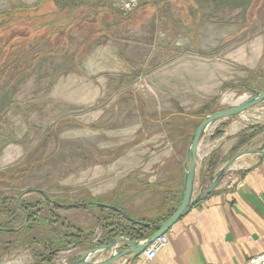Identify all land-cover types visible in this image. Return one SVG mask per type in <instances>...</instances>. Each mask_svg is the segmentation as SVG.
Masks as SVG:
<instances>
[{"label": "crops", "instance_id": "0c3cea01", "mask_svg": "<svg viewBox=\"0 0 264 264\" xmlns=\"http://www.w3.org/2000/svg\"><path fill=\"white\" fill-rule=\"evenodd\" d=\"M39 1L0 0V13L35 6ZM67 1L74 4L85 0ZM160 1L165 2L160 10L165 16V27H169L167 16L171 14L198 16V21L207 23L206 27L199 25L191 34L196 53L184 54L189 45L186 40L174 43L162 40L161 46L166 49H161L158 55L152 53L150 43L140 45L112 40L85 59L84 74L59 79L51 90V104L79 108L80 115L88 119V109L98 106L101 95L115 89L116 78L126 73L135 74L131 66H135L138 59H142L145 70L143 91L148 97L141 110L144 122L138 126L183 127L182 114L195 116L216 99L225 86L246 82L253 90L264 92V30L255 35L259 30L258 17L252 24L256 32L250 39L246 32L247 18L232 25L231 21L222 20L210 24L211 20L204 17L228 13L259 15L257 5H250L247 0ZM113 5L121 9L123 4ZM95 76L98 79H93ZM96 114L101 113L96 110ZM184 140V134L176 130L154 133L146 143L151 150L157 147L161 150L148 155L145 164L137 166L140 157L136 151H130L120 157L122 160L119 158L117 166L114 163L111 167H98L91 175L81 174L76 182L96 178L95 192L90 190L92 196L108 197L104 204L121 210L136 222L162 224L168 211L174 207L177 210L184 195L183 166L188 149ZM245 150H264V103L240 116L223 119L208 130L198 148L196 193L208 189L227 161ZM20 157H23L22 152L5 149L0 166ZM148 174L155 179L149 180L152 185L141 184ZM162 175L166 177L157 180L156 177ZM98 208L95 213L91 208L63 209L64 217L58 212L62 219L89 231L91 242L56 253L55 261L61 263L67 259L71 263L92 245L107 244L121 236L136 241L139 238L135 235L146 239L154 233L153 229L124 218L115 209ZM163 236L168 238L167 246L160 248L154 259L147 258V249L113 264H245L264 252V156L247 155L237 161L219 185ZM121 250L124 248L119 245L118 251ZM105 257L99 253L94 260Z\"/></svg>", "mask_w": 264, "mask_h": 264}, {"label": "rangeland", "instance_id": "374dc122", "mask_svg": "<svg viewBox=\"0 0 264 264\" xmlns=\"http://www.w3.org/2000/svg\"><path fill=\"white\" fill-rule=\"evenodd\" d=\"M90 1L93 4L107 3L114 6L113 4L122 5L129 0ZM146 1L157 0H138V3L142 4ZM247 2L252 6L257 5L259 7V15L252 16L248 13L247 16H241V14L228 13L204 17L211 20L210 24L222 20L223 22L231 21L232 25H236L240 19L245 20L247 18L249 27L246 29L247 37L248 39L253 38L256 31L252 24L257 17L259 19V30L255 35L262 33L264 30V0H247ZM157 10L146 7L136 11L133 16L137 18L127 24L126 28L128 30L122 33V38L118 40L140 45H149L150 43L153 48L152 53L156 55L160 53L161 49H166L161 46L162 40L167 39L172 43L186 40L189 41V45L188 48L184 46L186 48L184 54L196 53L197 48L194 46L195 43L191 34L199 25L206 27L207 23L198 21V18H200L198 16L171 14L167 16L169 27H165V16L160 10ZM242 34H245V32L243 31ZM232 40L233 44L235 42L234 37ZM83 41L84 35L78 34L67 43L65 49H61L59 53L56 51L50 56H45L42 58L43 62L40 63L38 69L21 74L8 86L15 87V90L14 93L9 95L0 111V162L5 149L15 150L16 153L22 152L23 157L16 158L6 166H0L1 196L18 199L20 194L27 190L39 189L46 192L50 198L55 199L56 197V199L65 203L84 201L87 194L92 196L93 192H90V190L95 192L97 182L96 178H92L93 176H89L92 178L90 180L76 182L80 179L81 174L87 175L90 173L91 175L96 171V168L111 167L114 163L117 166L119 158L127 156L130 151H136L140 157L137 166L145 164L148 155L161 150V147L151 150L150 145L146 143L154 133L163 130L167 132L176 130L179 134H184L185 148L188 147L194 128L138 126L139 123L144 122L141 119V110L144 109V100L148 98L143 91L145 70L143 69L142 59H138L135 66H131V68H135V74L131 71L132 74L126 73L115 79L116 82L113 86L115 89H111L110 94L101 95L98 106L88 109V119L80 115L79 108L51 104V90L60 78L70 74H84L83 64L89 55L80 56L76 62L73 61V56L77 54ZM52 48L50 41L36 40L28 47V50L14 52L13 55H19L13 61H18L16 65H19L20 61H27L37 51L49 52ZM97 48H93L90 55ZM136 54L139 56V53ZM12 76L13 72H10L3 80L0 77V87L3 88ZM96 78L98 79V76L93 77V79ZM244 84L247 83L238 85ZM119 86L125 90L121 91ZM245 91V88L236 85L234 88L223 87L221 94L207 104L205 108L217 99L219 107L228 108L242 97L251 95V93ZM1 96L3 95L1 94ZM96 110L101 114L97 115ZM133 115L136 118H129ZM154 117L155 114H153ZM134 122L137 124L136 126L127 125L134 124ZM145 152L147 153L145 154ZM125 161L128 162V158H125ZM165 177L166 175H162L156 178L157 180L160 178L163 180ZM142 180L141 184L147 186L152 185L149 180L155 179L152 178L151 174H148ZM92 197L100 203H104L108 199L106 196L104 198L102 196ZM22 200L25 202L46 201L37 193H31L23 197ZM98 209V207L91 208L93 213ZM41 210H43L41 212L42 216H50L46 204H42ZM61 210L55 211L58 217V212L64 217V210ZM21 225L22 221L18 219L11 220V227L20 228ZM75 225L79 226L78 224ZM13 238L15 236L13 237L10 233L6 234L2 238V243H0V259L7 264H70L67 259H63L60 263L51 258L47 247L43 244L51 237L42 226L36 227L19 243H16Z\"/></svg>", "mask_w": 264, "mask_h": 264}, {"label": "trees", "instance_id": "16d2710c", "mask_svg": "<svg viewBox=\"0 0 264 264\" xmlns=\"http://www.w3.org/2000/svg\"><path fill=\"white\" fill-rule=\"evenodd\" d=\"M177 0H171L176 2ZM188 3V2H187ZM165 2L146 1L139 4L131 11H124L112 5L93 4L89 0L82 3L69 4L67 0H40L35 6H21L10 11L0 13V77L3 80L8 73L13 72V76L7 84L0 87V111L4 102L9 95L14 93L15 87L10 83L23 73L38 69L40 63L43 62L45 56H50L53 52L59 53L61 49H65L67 43L75 38L78 34L84 35V41L77 54L73 56L76 62L78 57L90 55L93 48L110 41L122 38V33L126 30L127 24L136 19L133 14L146 7L161 10ZM157 10V11H158ZM36 40H48L53 46L52 50L47 52L44 50L37 51L33 56L16 65L18 61H13L17 55L14 52L26 51L28 47L36 42ZM26 77V76H25ZM245 88V92H254L250 84L236 85ZM235 87V85L225 86ZM215 100L211 105L201 113L195 116L182 114L184 126L181 129L196 128L209 114H213L222 110ZM205 114V115H202ZM180 116V117H181ZM194 117V118H193ZM192 122L191 126L187 125ZM194 133V132H193ZM192 133V134H193ZM192 136V135H191ZM190 136V138H191ZM214 181V180H213ZM24 193H21L19 199L0 195V243L6 234L15 236L14 241L19 243L26 235L33 231L36 227L42 226L49 233L50 239L44 241V246L53 259L58 252L66 251L69 248L81 246L90 243V232L85 228L77 226L71 222L60 219L55 211L61 209H69V207H59L47 201L45 202H25L22 200ZM52 199V198H51ZM61 205L69 204H86L82 208L99 207L98 204H104L97 201L96 198L87 194L84 201L74 203L63 202L59 199H52ZM42 204H46L49 217L41 215ZM171 204V203H170ZM168 206V205H167ZM117 211V210H116ZM175 207L168 211L164 221L169 219L174 213ZM126 218L121 212L117 211ZM11 218V219H10ZM12 219L22 221L20 228L10 226ZM10 220V221H7ZM7 221L6 223H4ZM140 234H142L140 232ZM143 235V234H142ZM135 238L140 237L135 235Z\"/></svg>", "mask_w": 264, "mask_h": 264}, {"label": "water", "instance_id": "95a60500", "mask_svg": "<svg viewBox=\"0 0 264 264\" xmlns=\"http://www.w3.org/2000/svg\"><path fill=\"white\" fill-rule=\"evenodd\" d=\"M264 103V92L254 91L250 96H244L232 106L222 109L213 114H209L196 128L191 136L188 149L184 161V195L182 200L175 211V213L167 219L164 223L159 225H149L136 222L133 219L127 217L121 210L106 204H98L99 207L112 208L121 212L128 220L137 223L141 226L148 227L154 230L152 236L142 240H130L126 237H117L107 244L92 245V248L82 254L79 258L71 262L70 264H113L121 258L128 257L129 255H140L149 249L150 245L159 237L168 232L171 227L181 220L196 204H198L205 196L209 195L222 181L224 176L230 171L231 167L240 159L247 155H260L264 156V150H245L230 158L227 163L220 170L211 186L200 192L195 191L197 160H198V148L201 140L207 134L208 130L218 123L219 121L231 117L240 116L245 114L252 108ZM37 193L40 194L47 202L59 207L80 208L86 204H69L61 205L57 201L52 200L50 196L39 189H30L24 192V195ZM21 198V197H20ZM19 198V199H20ZM122 245L124 250L118 251V246ZM103 253L106 255L105 259L94 260L95 257ZM0 264H7L0 260Z\"/></svg>", "mask_w": 264, "mask_h": 264}, {"label": "built area", "instance_id": "2783aa9c", "mask_svg": "<svg viewBox=\"0 0 264 264\" xmlns=\"http://www.w3.org/2000/svg\"><path fill=\"white\" fill-rule=\"evenodd\" d=\"M138 0H129L122 5V10L124 11H131L138 6ZM168 238L166 236H161L157 238L149 247L147 252V258L152 260L157 255V251L160 248H164L167 246ZM68 264V263H66ZM245 264H264V252L251 257Z\"/></svg>", "mask_w": 264, "mask_h": 264}]
</instances>
